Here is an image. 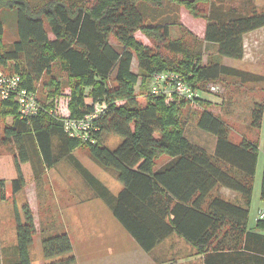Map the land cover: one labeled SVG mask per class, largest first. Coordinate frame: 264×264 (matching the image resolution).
<instances>
[{
	"label": "trees",
	"instance_id": "16d2710c",
	"mask_svg": "<svg viewBox=\"0 0 264 264\" xmlns=\"http://www.w3.org/2000/svg\"><path fill=\"white\" fill-rule=\"evenodd\" d=\"M168 2H179L194 18L206 22L205 49L195 61L183 43L169 39L167 25L146 26L137 7L145 3L161 8ZM200 4H207L208 11H202ZM3 8L14 10L17 18V40L10 47L2 45L0 18V69L6 75H18L22 86L35 93L43 75H50L58 62L78 87L89 89L91 98L86 104L75 87L69 118L90 114L97 100L107 106L93 121L97 131L91 144L65 133L53 104L42 106L37 99V114L22 120L12 99L0 100V117L11 118L3 131V143L17 148L18 178L11 182L14 194L25 187L19 170L29 160L25 136H32L47 169L71 159V153L83 145L88 158L122 185L115 197L101 188V197L116 223L155 264H178L175 256L155 255L170 238L189 245L195 255L203 257V264H264V221L257 219L254 228H248L258 154L255 143L232 142L228 125L210 110V104L202 102L197 127L213 138V145L211 150L195 145L184 133L175 104L179 101L184 106L191 101L168 100L147 91L139 105L136 97L138 83L159 72L179 74L200 93L210 83L226 85L224 78L240 73L217 61L203 64L202 55L210 48L219 58L240 60L243 35L264 27L263 10L251 0H92L90 5L86 0H47L41 6H32L28 0H0ZM137 32L152 39L155 51L135 40ZM162 50L184 59L176 64L165 59ZM133 59L137 72L132 70ZM6 66L11 71H5ZM43 87L51 89L50 97H56L60 82L50 77ZM261 123L262 105L254 104L251 127L259 129ZM107 135L120 138L115 148L102 145ZM161 157L168 161L159 166ZM3 187L0 180V201L5 200ZM221 189L236 193L241 202L224 199ZM260 198L264 200V168ZM22 211L23 223L14 205L16 256L3 264H32L29 248L35 228L28 206ZM41 248L43 259L51 261L48 264H75L73 256L62 258L72 253L65 233L43 237Z\"/></svg>",
	"mask_w": 264,
	"mask_h": 264
},
{
	"label": "rangeland",
	"instance_id": "374dc122",
	"mask_svg": "<svg viewBox=\"0 0 264 264\" xmlns=\"http://www.w3.org/2000/svg\"><path fill=\"white\" fill-rule=\"evenodd\" d=\"M28 1L32 6H41L47 0ZM86 1L87 5L92 2V0ZM137 7L143 15L146 26L167 25L170 34L169 39L183 43L190 56H193L194 61L196 60V55L203 53L205 49L204 32L206 22L204 19L194 18L184 5L179 2H168L161 8H154L145 3H139ZM200 8L204 12L209 9L207 4H200ZM0 18L4 27L2 45L10 47L17 40L15 11L3 8L0 10ZM134 37L143 46L155 51L154 45L156 44L150 37L140 32H137ZM160 54L165 59L172 60L176 64L184 59L183 55L171 54L163 50L160 51ZM220 59L217 58V60ZM224 60L227 63L230 61L229 59ZM214 61L216 60L213 57L208 56L205 58L202 55L203 64H210ZM4 69L8 71L10 66H6ZM132 70L137 72L136 59H133ZM50 77H55L60 82V89L56 97H50L49 92L51 89L43 87V84L48 82ZM149 85L150 80L147 79L143 84L141 82L138 83L136 97L139 105L143 103L141 96L150 91ZM75 87L79 88L80 96L89 105L91 102L89 89L78 87L74 80L68 78L61 71L59 63L55 62L52 65L51 74L43 75L42 80L36 85L35 95L42 106L53 104L56 117L63 120L70 115L69 105ZM225 87L226 85H221L222 94L220 92L213 93L205 89L203 91L205 94L202 93L199 96V103L191 102L180 106L179 101L175 102L178 107L179 120L183 124L184 133L191 143L211 150L213 138L197 127L199 115L204 107L200 103L205 102V100L218 102L219 104H210V110L214 114L220 115L224 110L223 108L228 110V103L226 105L220 104V99L223 97L225 99L228 98L229 90ZM225 121L229 127L230 123L228 120ZM10 123L11 118L0 117V180L4 181L3 192L6 199V203L0 207V260L4 263H10L15 259L14 205L22 223L24 222L22 208L27 205L31 211L35 228V235L29 248L32 264H48L51 262L43 259L41 239L58 233L67 234L72 245V253L62 258L73 256L75 264H103L104 261H109L106 262L108 264H120V258L118 260L111 258V254L107 249L109 247L117 248L119 241L123 243L121 240L115 239V237H117L118 231L122 234L126 232L122 231L112 218L111 211L101 196L103 195L102 189L105 188L103 186H106L115 195L121 189V184L116 181L111 173L102 171L88 158L86 148L83 145H80L71 153V159L62 160L50 169L45 168L36 150L32 136L27 135L24 138V144L29 160L26 164L19 167L25 181V187L14 194L11 182L18 178V169L14 164L17 148L11 143L4 144L2 140L4 128ZM231 127L236 131L239 129V125L236 123ZM232 134L235 135L234 132ZM119 142L120 138L113 135L104 136L102 139V145L109 149L115 148ZM167 161L168 159L161 157L157 164L162 166ZM259 173L257 171V175ZM92 177L96 182L93 181ZM256 179L254 176V181ZM262 202L260 187L256 184V188H253L249 208L252 210L254 217L257 210L264 208L261 205ZM166 253V250L159 248L156 250L155 255L161 256ZM141 263L142 261L139 260L138 264Z\"/></svg>",
	"mask_w": 264,
	"mask_h": 264
},
{
	"label": "crops",
	"instance_id": "0c3cea01",
	"mask_svg": "<svg viewBox=\"0 0 264 264\" xmlns=\"http://www.w3.org/2000/svg\"><path fill=\"white\" fill-rule=\"evenodd\" d=\"M251 1L257 9L264 11V0ZM242 49V58L240 60L229 59L230 61L228 63L224 60L227 58L221 57L220 59L214 51L210 50V48L208 51L204 52V57L206 58L211 56L221 65L229 67L240 73L237 74V76H231L223 79L224 84H228L226 89L229 91L228 98L225 99V97H223L220 99V104L226 105L228 103L229 108L228 110L223 108L224 110L220 113V115H215L223 122L228 120L230 123L229 137L232 142L240 143L241 141L246 140L255 143L257 146L258 154L255 179L257 171L260 173L254 181L253 188H256V184L260 187L264 168V27L243 35ZM217 58L220 60H217ZM216 85L221 88V84ZM220 94H222V92H220ZM205 103L213 105L214 103L219 104L218 102H209V100H205ZM254 104L262 105V123L259 129L251 127V108ZM235 123L239 125V129L237 127V131L233 130L231 127L235 125ZM233 132L235 135L232 134ZM103 187H105L108 193L113 197H115L122 190L121 187L118 193L114 195L106 186ZM220 195L226 200L239 203L241 202V199L236 193L227 189H221ZM262 201L261 205L264 207V200ZM4 203H6V199L4 201H0V207ZM260 210L264 211V208L257 210V213ZM251 211L252 210L249 209L248 228L250 230L254 228L257 220V213L254 217V214ZM121 230L124 231L122 228ZM116 235L117 237H115V239L121 240L123 243L119 241L116 246L117 248L109 247L107 249L111 254V258H114L115 260L120 258V264H138L139 260L142 261L141 264H155L151 257L145 254L129 237V235H127V233L122 234L118 231ZM159 248L166 250V254L168 256H175L178 264H203V257L195 255L193 249L180 239L170 238L166 242L162 243ZM115 249L117 251H113ZM103 259L105 260V258ZM106 262L109 261H104L103 264H108ZM0 264H2V260H0Z\"/></svg>",
	"mask_w": 264,
	"mask_h": 264
},
{
	"label": "built area",
	"instance_id": "2783aa9c",
	"mask_svg": "<svg viewBox=\"0 0 264 264\" xmlns=\"http://www.w3.org/2000/svg\"><path fill=\"white\" fill-rule=\"evenodd\" d=\"M150 93L165 96L168 100L172 98L194 101L202 94L199 90L189 86L183 78L174 72L154 73L150 78ZM206 90L219 93L221 89L216 84H207ZM205 93V92H203ZM12 99L18 110L19 118L29 120L35 116L39 110V104L35 93L24 88L18 75H6L0 69V100ZM92 111L83 118L62 120L65 133L81 143L94 144L93 133L97 131L93 121L101 116L107 109L103 100H97L92 104ZM257 219L264 221V211H258Z\"/></svg>",
	"mask_w": 264,
	"mask_h": 264
}]
</instances>
